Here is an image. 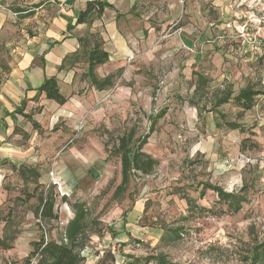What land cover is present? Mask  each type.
Segmentation results:
<instances>
[{
  "label": "rangeland",
  "instance_id": "obj_1",
  "mask_svg": "<svg viewBox=\"0 0 264 264\" xmlns=\"http://www.w3.org/2000/svg\"><path fill=\"white\" fill-rule=\"evenodd\" d=\"M227 1L119 0L83 25L88 46L99 41L110 54L96 75H113V84L91 83L80 47L63 65L75 72L71 87L61 78L65 106L17 130L22 155L2 177L0 264H27L42 237L67 241L80 203L89 222L84 264H158L149 259L157 255L168 264H252L253 248L264 244V47L247 50L234 36L256 3L235 0V15ZM201 83L208 87L198 92ZM248 85L260 91L252 110L240 115L232 100L214 106L216 89L237 95ZM132 131L158 164L117 193V146ZM245 138L256 144L243 149ZM209 184L245 195L242 208L233 212ZM42 191L58 218L38 217Z\"/></svg>",
  "mask_w": 264,
  "mask_h": 264
},
{
  "label": "crops",
  "instance_id": "obj_2",
  "mask_svg": "<svg viewBox=\"0 0 264 264\" xmlns=\"http://www.w3.org/2000/svg\"><path fill=\"white\" fill-rule=\"evenodd\" d=\"M88 1L0 0L1 196L5 163L22 155L16 141V132L20 128L28 132L29 126H32L27 121L30 119L24 114H31L33 121L39 122L41 116L47 113L53 115L67 103L61 105L47 99L44 93L38 95V90L44 80L52 76L57 77L60 86L62 78L69 82L66 83L67 87H71L75 72L60 67L69 55L76 53L80 48L84 24H77L76 21ZM106 1L114 4L113 2L119 0ZM229 1L231 6H234L233 9L230 8L233 14H238L235 0H228L227 3ZM61 3H65L66 8L59 13L57 11ZM221 3V0H218L217 5ZM117 25L116 19L109 22L108 27L112 34L117 30ZM116 39H119L122 47L124 43L117 34Z\"/></svg>",
  "mask_w": 264,
  "mask_h": 264
},
{
  "label": "trees",
  "instance_id": "obj_3",
  "mask_svg": "<svg viewBox=\"0 0 264 264\" xmlns=\"http://www.w3.org/2000/svg\"><path fill=\"white\" fill-rule=\"evenodd\" d=\"M105 9H114L113 4L106 0H89L86 8L82 10L77 18V24L90 23L95 18H99L105 12ZM91 24V23H90ZM86 39L80 38V47L84 50L88 70L87 76L91 83L96 86L98 90H104L113 84V75H108L105 78H99L95 71L98 66L103 65L109 61L110 54L107 50L102 48V43L97 41L92 47H89ZM64 60V64H65ZM63 68L60 67V69ZM1 82V77H0ZM206 83L199 84L196 90L199 92L203 90ZM45 94L47 99L54 100L63 105L68 101V98L62 93L58 79L56 76L47 77L42 86L38 90V95ZM214 106L219 107L232 100L239 108L240 115L252 110L256 104V98L260 94V91L253 86L248 85L244 89L239 90L237 95H234V91L231 88L216 89L213 91ZM21 112H23L21 110ZM24 116L33 121L31 114H24ZM230 129H240L245 131V127L237 121H224ZM36 125L37 122L33 121ZM134 131L128 136L120 137L119 144L117 146V152L121 157L122 166V181L117 189V193L124 191L129 181L135 176L134 172L142 174H150L157 166L158 161L151 155L142 150L144 144L147 142L146 137L141 142L142 138L135 139L133 135ZM137 145H132L134 142ZM256 144L250 138H245L242 141V148L247 149L251 145ZM25 168V167H23ZM33 176L38 177L39 173L33 170ZM207 189H212L217 192L219 199L226 201L228 206L233 212H237L242 208V202H244L245 195L235 192H226L218 185H207ZM55 199L51 194H44L42 191L40 194V207L37 215L41 220H53L58 218V215L54 212ZM74 217L69 221L65 229V237L67 241H56L53 239H45L34 243V249L30 255L26 258L27 264H84L85 257L82 255V250L85 248L89 239V222H88V209L84 203L74 204ZM6 241L0 238V246L6 248ZM250 263L259 264L264 259V244L259 247H254L250 255ZM35 259V263L33 260ZM149 259H155L158 264H168L166 258L163 255H157L149 257Z\"/></svg>",
  "mask_w": 264,
  "mask_h": 264
},
{
  "label": "built area",
  "instance_id": "obj_4",
  "mask_svg": "<svg viewBox=\"0 0 264 264\" xmlns=\"http://www.w3.org/2000/svg\"><path fill=\"white\" fill-rule=\"evenodd\" d=\"M238 2L241 6L247 0H238ZM252 3H256L257 8L252 10L249 22L237 28L234 36L241 39L242 46L246 44L247 50L258 49L257 51H260L264 47V0H252ZM65 8V3L59 5L60 12Z\"/></svg>",
  "mask_w": 264,
  "mask_h": 264
}]
</instances>
